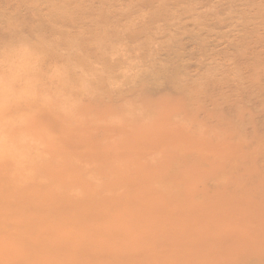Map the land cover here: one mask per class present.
<instances>
[{
    "label": "bare ground",
    "instance_id": "1",
    "mask_svg": "<svg viewBox=\"0 0 264 264\" xmlns=\"http://www.w3.org/2000/svg\"><path fill=\"white\" fill-rule=\"evenodd\" d=\"M0 264H264V0H0Z\"/></svg>",
    "mask_w": 264,
    "mask_h": 264
}]
</instances>
